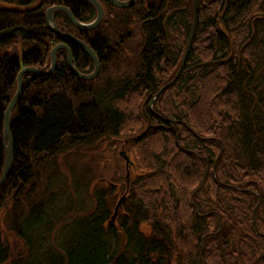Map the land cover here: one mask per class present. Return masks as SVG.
<instances>
[{
	"label": "trees",
	"instance_id": "16d2710c",
	"mask_svg": "<svg viewBox=\"0 0 264 264\" xmlns=\"http://www.w3.org/2000/svg\"><path fill=\"white\" fill-rule=\"evenodd\" d=\"M99 1L103 16L90 30L53 13L59 29L97 56L94 78L74 76L64 49L51 73L21 77L9 120L11 168L0 184V264H264V0H197L183 67L158 94L180 64L193 0H136L128 8ZM52 5L80 22L95 17L81 0H0V173L3 112L19 69L45 70L57 43L71 49L80 72L93 69L77 44L45 24ZM117 147L134 167L115 220L118 170L105 176L113 186L92 192L89 211L64 223L65 240L47 243L51 194L21 207L40 171L48 190L59 156L103 148L118 158ZM3 227L23 251L11 253Z\"/></svg>",
	"mask_w": 264,
	"mask_h": 264
},
{
	"label": "rangeland",
	"instance_id": "374dc122",
	"mask_svg": "<svg viewBox=\"0 0 264 264\" xmlns=\"http://www.w3.org/2000/svg\"><path fill=\"white\" fill-rule=\"evenodd\" d=\"M126 139L130 138H125L124 136L120 138L121 142L122 140ZM119 150L121 149L117 147V151ZM122 150L124 149L122 148ZM118 158H116V156L113 158L110 152L108 150H104L103 148L95 149L92 152H86L83 154V156L74 154L61 155L59 156V159L55 160L56 169L51 168L53 170H56V174L58 176V178L51 181L52 186H55L56 188L51 187L48 190H45L46 180L44 175L42 174L43 172L40 171L39 182H37L35 192H33L30 197H27L25 201H23L22 199L21 207L22 209H25V207L29 206L31 202L33 203L34 201H37L38 199H41L45 196L49 197L48 195L51 194L49 200L50 203H53L52 206L54 209L53 212L50 213L52 219L49 221V223L45 224L47 228L50 227L49 232H47L45 238V241H47V243L51 244L52 246H57L65 240V238L67 237L66 234H68V230L64 227L62 229L64 223H70L69 219L77 215V213L89 211L93 203L92 192L95 189L105 188L104 186H106L107 184L105 180L109 181V179H107V177L105 176L110 175V173L114 172V170H118L123 171V175L122 178L115 181L116 187L113 191V194H115V201L113 203L114 207L117 201L116 199H118L119 196L124 192L121 189L122 185H124L125 183L124 161L122 158H120L121 160H119ZM48 172L49 170L47 171V173ZM98 174L104 176L102 177L104 178V181L101 182L99 180L101 178H98ZM129 178H131V176ZM73 180L75 182L80 181V186L76 191L74 190ZM54 189L60 190L59 192H57L58 195H56ZM74 191L77 193L76 198L74 195ZM4 212V210L1 212V220L3 219L2 216L4 215ZM69 237L70 234L68 235V238ZM3 238L5 239L9 250H11V253H15L16 250L17 252H21L24 250L22 242L13 234H11V232H9L7 229L3 230ZM39 253L40 251L37 252V254Z\"/></svg>",
	"mask_w": 264,
	"mask_h": 264
},
{
	"label": "water",
	"instance_id": "95a60500",
	"mask_svg": "<svg viewBox=\"0 0 264 264\" xmlns=\"http://www.w3.org/2000/svg\"><path fill=\"white\" fill-rule=\"evenodd\" d=\"M81 1H85L90 3L93 7H94V11H95V17L89 21V22H80L79 20H77L71 12H69L70 10L63 6V5H52L49 6L48 8H46L45 12H44V16H45V24L48 25V27L55 33L58 34L60 36L66 37L68 39H70L71 41H73L75 44H77V46L83 50L92 60V64H93V69L89 72V73H82L80 72L73 64V57H72V52L71 49L64 43H57L55 44L51 50H50V64L48 65L49 67L45 70H41L38 69L36 67L33 66H25L22 67L21 69H19V71L16 74V88H15V92L12 95V97L9 99V102L3 112V121H2V143H3V149H4V160H3V167H2V171L0 173V184H2L4 182V180L7 178L10 168H11V163L12 162V152H13V143L12 138H11V134H10V128H9V123H10V114L12 111V108L14 107L15 103L18 101V98L20 97L21 93H22V76L25 73H34L37 75H47L49 73H51L54 68H55V54L56 51L58 49H64L66 52V63L68 66L69 71L76 76L77 78L80 79H92L94 78L98 71H99V60L97 58V56L95 55V53L93 52V50L89 47V45L87 43H85L84 41H82L81 39L77 38L76 36L67 33L65 31H62L61 29H59L58 25L56 23H54L55 21L53 20V13L55 11H61L63 13H65V15L67 16V18L70 20V22L75 26V28H78L79 30H90L93 29L94 27H96L98 25V23L100 22L99 20H101L102 15H103V7L100 3L99 0H81ZM106 2H108L109 4L115 6V7H119V8H128L129 6L133 5L135 3L136 0H105ZM196 3L197 0H193V13H192V21H191V26H190V30L188 33V37L186 44H185V48L182 54V58L180 61V64L178 66V68L176 69V72L174 74V76L164 85H162L158 92L156 94H158L162 89L166 88L170 83H172L179 75L183 64L185 62V58L188 54L190 45H191V41L193 38V33H194V29H195V25H196ZM151 125L148 123L146 124V127L144 128V130L137 134L134 135L133 137H130V140L136 139L138 137H140L142 134H144L148 128H150ZM129 139L124 140V142H127ZM118 154L120 156V158L123 159L124 161V172H125V191L119 196L118 199H116V203L113 207V212L110 216L109 222H112L115 220V217L117 215V210L121 207V204L125 198V194L127 191V187H128V182H129V177H130V168L134 167V163L129 155V153L126 150H119ZM100 181H104V178L99 179ZM105 182L110 185L113 186L114 184L108 180H105Z\"/></svg>",
	"mask_w": 264,
	"mask_h": 264
}]
</instances>
